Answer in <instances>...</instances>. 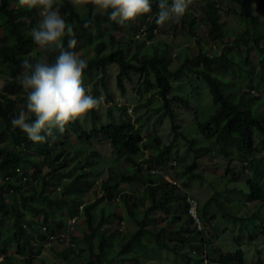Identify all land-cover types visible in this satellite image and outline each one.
<instances>
[{
  "label": "trees",
  "instance_id": "trees-1",
  "mask_svg": "<svg viewBox=\"0 0 264 264\" xmlns=\"http://www.w3.org/2000/svg\"><path fill=\"white\" fill-rule=\"evenodd\" d=\"M82 1L83 13L72 0H55L54 7L73 27L77 44L72 51L87 62L83 84L98 79L107 100L113 101L106 82L109 66L118 67L116 85L122 93L123 80L130 79L131 72L138 73L141 86L159 96L162 113L170 118L172 132L187 142L185 150L192 159L177 172L175 182L153 176L156 169L162 172L166 165L174 166L172 161L183 160L171 156L170 146H161L154 131L143 137L139 127L128 121L125 105H111V120L105 123L95 109L89 110V123L81 116L63 132L54 129V138L43 143L30 141L14 128L10 120L26 97L19 84L21 61H51L56 53H43L31 39L30 30L40 18L38 6L0 0V73L4 79L0 89V264H36V256L50 243L52 253L64 261L73 262V255L86 254L89 261L83 264H264V103L256 85H264V20L254 15V4L264 8V0H200L197 13L187 10L182 20L198 51L192 54L186 45L174 67H170L172 54L166 42L145 47V40L158 30L156 3L151 12L136 18L137 23L133 19L117 24L106 14H98L93 0ZM222 3L226 15L243 21L240 31L228 30L219 13ZM202 20L207 24L205 40L218 49L215 54H209L196 33ZM85 21H90L87 27ZM115 30L124 35L116 37ZM228 38H232L230 43ZM191 76L205 83L211 101L195 107L185 124L194 130L184 135L171 102L190 106L188 95L174 87L180 80L194 86ZM91 92L96 93L93 88ZM194 132L205 145H194ZM94 139L107 140L114 159L107 176L100 179V195L86 202L84 195L98 175L93 168L97 152L89 147ZM202 155L222 156L225 173L235 179L246 175L245 180L231 188L227 177L210 180L212 193L198 202L188 191L204 182L197 167V157ZM118 161L127 166L118 167ZM136 181L143 187L135 196L123 185ZM188 196L197 202L202 229L188 214ZM120 201L125 216L114 210ZM79 216V237L71 236L66 247L56 248L62 240L60 232L70 233L69 221ZM226 232L233 242L228 251L214 242ZM80 242L84 249H78ZM256 242L261 243L255 249L257 257L249 261L243 248Z\"/></svg>",
  "mask_w": 264,
  "mask_h": 264
},
{
  "label": "rangeland",
  "instance_id": "rangeland-1",
  "mask_svg": "<svg viewBox=\"0 0 264 264\" xmlns=\"http://www.w3.org/2000/svg\"><path fill=\"white\" fill-rule=\"evenodd\" d=\"M20 2V0H18ZM200 0H190V4L187 10H191L194 13H197L198 10V2ZM72 3L77 11L80 13H83L85 11L83 1L82 0H72ZM156 5V4H155ZM254 15L256 16V19L258 21L264 20V8H259L257 4H254ZM39 8V7H38ZM157 8V5H156ZM158 9V8H157ZM226 4L222 3L219 6V13L221 15V18L223 21H226L227 28L229 29H235L237 31H240L244 27L243 21L236 22L235 18H232L225 14ZM159 10V9H158ZM186 10V11H187ZM40 13V12H39ZM186 14V13H185ZM183 15L179 22H165L163 24H158V31L153 33L152 37H149L146 41V46L149 47L150 45L157 44L160 42H166L170 49L171 55V62L170 67H174L175 65L182 60L181 51L184 49L186 45H188L191 49V53L195 54L198 51V46L194 42L193 38L190 36L188 31V26L182 22V20H185L186 15ZM40 18H37L36 22H38ZM138 19V18H137ZM136 18L133 20V22L137 23ZM37 25V23H36ZM184 25V26H183ZM196 33L201 37L202 43L206 47L207 50H209V54H215L217 52V47H215L212 43H207L205 40V34L207 32V24H205V21L202 20L198 24V26L195 28ZM114 35L118 38H120V35H124V32L122 30H115ZM126 36V35H125ZM124 37V36H121ZM204 39V40H203ZM232 38L226 39L227 43H230ZM134 50V45L131 47V52ZM242 55H245V51L241 52ZM76 55L79 54L77 51L75 53ZM250 56L254 59V53H250ZM118 72V67L115 64H112L109 66L108 69V75L106 77L107 82V90L111 92L113 101H109L106 98L105 90L102 88V85L100 81L97 80H88L84 86L88 93L97 96L100 99V105L96 110V113L99 116V120L102 123L109 122L111 120V117L108 115V110L111 105H125L127 108V114H128V121L132 122L135 127H139V133L146 137L147 133H150L154 131L155 134H157L161 140V146L169 145L171 149V156L177 157L178 159H182L183 162L178 163V161H172L174 163V166L171 167L169 165H166V168L163 169L161 172L160 170H155L154 173H152L153 176H162L163 179L169 180L173 182L174 180H177L179 178L178 173L182 166L185 163H188L192 159V155L190 151H186L187 142L182 139V135H175L171 130V120L166 115L163 114L161 111V100L157 94L154 93L153 89L150 88V90H145L144 87L141 86V78L139 77L138 73L131 72L130 73V79H124V92L122 93L120 89L116 85V74ZM191 82L194 84V86H189L188 83H186L183 80L175 82V89L179 92L186 93L189 97L190 106L188 108L179 106L177 102L172 101L171 105L173 108V111L176 114L177 120L180 123V132H182L184 135H187V133H192L194 128L187 127L185 124L188 121H191V116L194 113L195 107L200 105H207L211 101L210 94L207 90V87L203 81L200 79L191 76ZM4 83L3 74L0 73V89ZM258 87V93L261 95V98L263 99L264 103V85L261 86L260 84H256ZM140 87V92L139 91ZM94 89L96 93H92L91 89ZM171 95V93H170ZM137 107V109H134ZM264 109V104L263 108ZM83 119L85 120V123L90 122V115L89 112L85 115H83ZM193 136L196 139L195 146H202L205 145L204 140L201 138V136L197 133H193ZM72 141H75V137H71ZM91 149L95 150L97 152V156L95 157V160L97 161L94 165L95 172L98 173L96 176L95 183L93 184L92 188H90L86 194L84 195V201L89 202L92 201L97 195H100L101 193V186H100V179H103L107 176V167L111 161H113L114 152L112 150V147L109 145L107 140H102L101 142L94 139L91 141L90 146ZM260 147V145H259ZM119 165L118 167L123 168L126 167L127 164L124 161H118ZM226 160L222 156H215V158H212L207 155H202L200 157H197V167L198 169H201L204 174V182L203 184L198 187L193 185V187L189 188V194L194 196L198 202L200 200L206 198L212 193L211 186H208V182L210 180H216L219 181L220 177L223 179V177H227L228 184L227 187L231 188L233 186H240L241 181L245 180L246 175L243 177H238L235 179L233 176L227 175L225 173V169L223 164L225 165ZM72 164L70 163V166ZM145 171H149V168H146ZM179 181H177L178 183ZM127 190L132 193L133 195L140 194L143 185L136 181L133 184L126 185ZM220 185L217 184V188H219ZM54 192L58 193L59 190L56 189ZM96 192V193H95ZM114 210L118 214H122L123 216L126 215L125 208L123 203L120 201L117 203V205L114 207ZM70 233L68 232H62L64 235L66 234V238L58 243V245H55L56 248L66 247L69 238L71 236L79 237L80 235V228L82 224L81 217H75L74 220H70ZM77 226V227H75ZM85 229V228H84ZM230 232H226L223 236H221L219 239L215 240L214 242L217 243V246L225 251L230 250V248L233 245V242L230 239ZM98 236V232L94 234V239ZM240 245H242L244 242L239 240ZM51 244V243H50ZM50 244L46 245L42 248L41 253L36 256L35 263L36 264H83V262H87L86 254L82 253L81 256L73 255L72 260L70 261H64L61 260L59 257H56L52 251L50 250ZM81 246H78V249H84V243L80 242ZM243 246V245H242ZM261 246V243L256 242L252 245H245L244 251L248 254L249 261H254L257 257V253L255 252V249ZM12 252V250H11ZM85 252V250L83 251ZM262 254L264 257V250H262ZM87 253V252H85ZM171 261H175L172 256H168ZM83 259V260H82ZM44 261V262H43ZM117 264H121L120 261Z\"/></svg>",
  "mask_w": 264,
  "mask_h": 264
},
{
  "label": "clouds",
  "instance_id": "clouds-1",
  "mask_svg": "<svg viewBox=\"0 0 264 264\" xmlns=\"http://www.w3.org/2000/svg\"><path fill=\"white\" fill-rule=\"evenodd\" d=\"M20 2L29 7H39L40 19L30 30L31 39L43 53L56 55L51 61H21L19 84L25 90L26 97L23 106L11 118L10 123L25 133L30 141L43 143L49 137L54 138V129L56 132H63L67 124L87 114L89 110L97 109L100 99L85 89L82 73L88 66L87 62L72 51L77 44L75 33L72 25L54 7L55 0ZM153 3L159 9L155 22L163 24L169 21L178 22L188 9L190 0H93L96 12L106 14L117 24H125L151 12ZM89 23L90 21H85V27ZM187 201L189 214L191 201L195 202L196 207L197 202L191 196L187 197ZM194 221L197 229H202L198 216L197 221ZM62 232L59 234L62 238L60 242L67 236Z\"/></svg>",
  "mask_w": 264,
  "mask_h": 264
},
{
  "label": "built area",
  "instance_id": "built-area-1",
  "mask_svg": "<svg viewBox=\"0 0 264 264\" xmlns=\"http://www.w3.org/2000/svg\"><path fill=\"white\" fill-rule=\"evenodd\" d=\"M189 214L191 215V217L194 220L197 221V212H196V206H195V202L194 201H191V206L189 207Z\"/></svg>",
  "mask_w": 264,
  "mask_h": 264
}]
</instances>
